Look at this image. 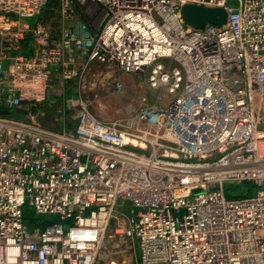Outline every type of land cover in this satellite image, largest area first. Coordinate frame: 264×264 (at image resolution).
Returning <instances> with one entry per match:
<instances>
[{"label":"built area","instance_id":"obj_1","mask_svg":"<svg viewBox=\"0 0 264 264\" xmlns=\"http://www.w3.org/2000/svg\"><path fill=\"white\" fill-rule=\"evenodd\" d=\"M47 4L0 0V264H264V0H60L56 38ZM187 4L228 16L195 27ZM99 65L147 91L111 119L64 99L77 125L43 123L57 80ZM27 201L59 219L30 228ZM120 240L135 260L112 261Z\"/></svg>","mask_w":264,"mask_h":264},{"label":"rangeland","instance_id":"obj_2","mask_svg":"<svg viewBox=\"0 0 264 264\" xmlns=\"http://www.w3.org/2000/svg\"><path fill=\"white\" fill-rule=\"evenodd\" d=\"M59 3L60 0H50V3L45 9H49L50 6L54 7L55 5H59ZM230 4L238 6V2H230ZM116 80L123 81V93H117L113 88V83ZM143 81V76H124L119 74V72L115 71L112 67L99 65L93 67L85 82H70L64 85L63 88L60 86L62 83L57 80L55 83L56 87L49 91L48 101L43 104H37L35 113H38V117L46 125L55 127L58 125L60 127L65 126L70 128L77 123V114L73 106L69 108L66 107V104L64 105V99H67L68 103H70L69 99L72 100L73 98L74 100H79L81 98L85 102H88L89 108L98 116L107 119L115 118L124 112V108L129 105L132 97L138 100L139 95L147 91V87L144 85ZM164 97H168V95L164 94ZM134 105L138 106V103L135 101ZM64 106L66 112L65 116H62L60 112L63 110ZM61 116L63 121L65 119V122H60L59 118ZM225 189L227 197L245 198L254 196L257 191V186L253 181H227ZM123 211L130 213L132 208H124ZM23 214L26 224L29 225L30 228L39 225L41 222H55L59 219V217L54 214L37 213L35 207L32 206L29 201L23 206ZM115 246L117 253L112 252V261L121 262L122 260H127L129 263L135 260L137 253L134 251L132 245H129L124 240H120ZM114 254L116 256H114ZM105 259L108 258L104 256L103 260ZM101 264H103V262Z\"/></svg>","mask_w":264,"mask_h":264},{"label":"water","instance_id":"obj_3","mask_svg":"<svg viewBox=\"0 0 264 264\" xmlns=\"http://www.w3.org/2000/svg\"><path fill=\"white\" fill-rule=\"evenodd\" d=\"M183 16L186 22L195 27H203L208 23L223 24L227 19L224 7H208L196 4H187L183 7ZM0 113L9 114L5 109Z\"/></svg>","mask_w":264,"mask_h":264},{"label":"crops","instance_id":"obj_4","mask_svg":"<svg viewBox=\"0 0 264 264\" xmlns=\"http://www.w3.org/2000/svg\"><path fill=\"white\" fill-rule=\"evenodd\" d=\"M49 3H50V0H48V4ZM59 14H60V3H59V5H55L54 7L50 6L49 9H44L43 14L40 16V19L44 20L47 23L48 26H50L52 29L54 28L52 30V32H53V34H54L53 36L55 38L59 34L60 29H61V24L59 22V19H60ZM53 25H55V26H53ZM28 38H29V41H30V44H31V41H32L31 35H28ZM27 44L29 45V43H27ZM74 101L76 102L77 100H74L72 98V102H74ZM76 125H77V123L74 126H76Z\"/></svg>","mask_w":264,"mask_h":264},{"label":"trees","instance_id":"obj_5","mask_svg":"<svg viewBox=\"0 0 264 264\" xmlns=\"http://www.w3.org/2000/svg\"><path fill=\"white\" fill-rule=\"evenodd\" d=\"M53 5H54V4H53ZM26 42H27V43H30V41H29V38L27 39V41H26ZM25 46H26V48H27V51H28V50H29L28 44H26ZM36 107H37V106H34V109H37ZM49 126H50V125H49ZM56 127H58V128H59L60 126H58V125H57ZM73 127H74V125H72L70 128H73ZM46 222H48V221L41 222V223H42V224H44V223H46Z\"/></svg>","mask_w":264,"mask_h":264}]
</instances>
